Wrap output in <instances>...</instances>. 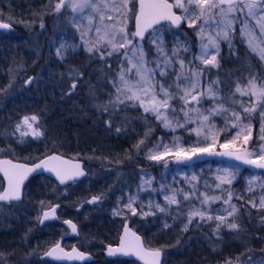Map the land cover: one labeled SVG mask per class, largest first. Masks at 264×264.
<instances>
[{"label":"snow or ice","instance_id":"obj_1","mask_svg":"<svg viewBox=\"0 0 264 264\" xmlns=\"http://www.w3.org/2000/svg\"><path fill=\"white\" fill-rule=\"evenodd\" d=\"M104 7L117 14L116 23L105 25L106 29H112V31H106L103 36L99 37L95 45L87 48V51L98 54L101 60H107V58L117 55L120 57L121 67L118 78L112 82V87L115 89L114 95L110 94L107 103L96 105V107L111 116L121 106L127 108L131 104L133 107L141 108L145 114L154 116L155 120L159 121L164 128L171 129L173 132L177 128H183L186 132L194 133L197 137V140L192 143H188L179 136L174 137L170 144L159 140L152 148L148 149L147 159L159 162L170 157L177 163H184L206 154L227 157L254 169L264 170V143L249 147L250 141L253 140L251 120L257 113L261 119L258 140L264 142V72L258 74L250 72L247 77H242L235 83L234 91L229 89L230 107L224 106L219 95V88L214 89L209 85L206 90H200L201 76L207 67H219L217 59L220 52L219 41L221 39L227 41L231 49L230 33L236 31L234 25L237 21L241 25L240 35L249 37L248 47L259 56L261 62H264V46H261L264 44V39L260 43L255 42L257 29L258 35L264 38V0H171V2L170 0H122L119 5L113 4L110 8L105 5ZM46 8L56 13H61L62 9L70 8L73 13L79 14L80 18H83L82 14L86 11H99L95 0H56L54 4L50 0ZM176 10H179L180 14H177ZM121 17L122 20L119 19ZM87 19L91 25L92 17L88 16ZM104 19V15L101 14V23ZM107 19L113 20L114 17L109 15ZM129 20H134V31L128 28ZM250 21H254V25L250 26ZM161 22H167L177 28L182 23H186L189 28H198L196 34L201 43L199 54L195 60L202 63L205 69L189 68L188 65L193 62L188 61L186 64L185 59L179 55V47L173 49L171 56L165 52L163 41L159 39L164 30V25ZM206 25L208 27L215 26L219 31L215 36L207 35L205 43ZM10 27V22H0V29H9ZM41 27L43 28V24ZM96 31L99 33L100 28L97 27ZM146 33H148L149 43L156 46L157 58L154 61L145 58L143 41L146 38ZM65 47L64 44H61L60 48L56 50L57 56L63 58L61 50ZM188 50L186 46L183 48L185 52ZM160 57L163 59L161 60ZM125 62L127 66H125ZM153 63L155 67H150L149 65ZM177 64L179 65L178 70L168 71L175 69ZM157 75L160 77L159 80L156 78ZM26 83H31V78ZM212 83L218 84L220 81ZM70 87L73 90L77 87L75 80ZM237 93L240 97H247V100L235 99ZM206 99L212 101V106L209 108L203 106ZM216 117L222 118V127H217ZM145 118L147 119V117ZM108 123L110 127V120ZM192 124H195L196 127L189 128L188 125ZM233 130H236L234 135L232 134ZM15 133H19L20 142H23V138L29 135L34 139H39L44 135L41 131L40 117L37 114L24 115L17 122L12 134ZM145 136L147 138L148 133ZM200 137L203 139H199ZM144 144L145 140H141L135 147L139 150ZM2 151L3 149H0V152ZM41 169L53 173L61 185L68 181H75L85 174L80 163L70 162L57 154L48 155L32 166L14 163L11 159H0V173H3L6 180V185L0 190V201L20 200L25 180L31 173ZM223 173L216 177L219 181L215 185L217 189L225 184L231 185L235 179V171L225 168ZM194 180H196L195 176L189 183ZM257 181H259L258 184ZM151 184V177L142 178L139 189L143 191L145 185L150 188ZM254 185L261 190L259 202L249 198L248 203L258 211H264V178L254 176L249 179L247 191L253 195H255ZM205 187H208L207 184ZM164 188L165 186L162 185L161 190L163 191ZM197 191L195 184H192L190 191L171 189L170 194L168 191H164L165 205L161 206L159 203L149 201L148 211H144L145 206L142 201L137 205L138 195H130L123 208L118 206L113 209V215L125 216V209L131 213V216L155 215L156 212L167 213L172 205L178 206L179 215L182 211L179 206L183 201H189L186 213L187 222L183 226V231H187L188 226L197 218V227H199L200 221H217L215 228L217 233L222 227H227L230 230L240 228L234 218L238 209L231 203L232 191L223 190L227 195V198L223 199V203L228 207L220 210H211L210 204L221 200L222 196H209L206 192L197 196ZM178 195L183 196V201L177 199ZM101 198V196H93L89 203H96ZM192 198L199 200L201 207L197 208L191 204ZM238 198L244 199L242 196ZM57 207L59 205L43 210L40 223L50 218H56ZM176 218V216L173 217V219ZM64 223L71 227L73 233L77 231L76 225L71 220H66ZM165 227L167 228L169 225L166 223ZM123 230L124 234L120 237L119 246L117 248L109 247L108 255L117 253L134 255L143 264H161L162 248L146 247L141 237L129 227L127 220L123 224ZM57 253L63 255L59 256ZM46 255L56 259L85 260L88 258L86 253L75 247L70 253L65 252L60 243L54 244ZM0 264H5L3 254H0ZM225 264H231V261H226Z\"/></svg>","mask_w":264,"mask_h":264},{"label":"rangeland","instance_id":"obj_2","mask_svg":"<svg viewBox=\"0 0 264 264\" xmlns=\"http://www.w3.org/2000/svg\"><path fill=\"white\" fill-rule=\"evenodd\" d=\"M50 0H47L45 7L41 11V13L38 16H33L30 21H33L31 24L35 27L33 31H30V35L24 37L23 39L19 40L20 38L18 35H12L8 36V38L16 41L15 43L22 44L23 42H27V45L25 50L24 56H18L15 55L13 59H9L8 62H1L0 63V110L4 109L6 104H11L9 107L10 115L16 111L17 102H23V104H26V99L30 101V99L34 98L36 96L37 92L41 89V86L46 83L48 85V82H45V73L49 75H53L58 79V68L60 73H64L65 71L68 72L69 77V85L75 80L76 84H78V76L85 77L81 74H83V69L88 68V71L92 72V67L88 66V61L91 62L90 65L94 63V72L101 71L106 73V76L111 74V72L114 69H117V76L120 71V57L117 55H113L110 58H107V60H101L99 58L98 54H92L87 51V48L90 46H93L96 44L97 40L100 36H103L106 31H112V29H106L105 25H112L116 23V17L117 14L115 12L108 11L104 6L108 5L110 8L113 4L119 5L122 0H95L97 3V6L99 7L98 12H91L86 11L83 15V18H80V15L77 13H73L71 9L61 10V13H56L53 10H50L46 8V5H48ZM51 2L54 4L56 0H51ZM179 11V10H178ZM103 14L105 19L103 23L100 21V15ZM109 15H112L114 17L113 20H108L107 17ZM92 17V24L89 25L87 17ZM9 19H13L12 14L7 16ZM75 17V19H74ZM38 19V20H37ZM119 19H123L122 17ZM243 19V17H241ZM37 21H40L39 24L35 25ZM133 21L129 20L128 28L132 31L133 30ZM17 24V22L15 21ZM14 23V24H15ZM40 23L43 24V28L41 27ZM202 23V21H201ZM250 26L254 25V21H250ZM239 21L235 23L236 30L238 28ZM164 30L161 32L160 40L163 41L164 50L165 52L171 56L172 51L174 48L179 47L180 52L179 55L181 58H184L186 61V64L188 61H192L193 63L188 65L189 68H200L205 69V66L200 63L198 60H195V57L199 54L200 51V38L197 36V29L189 28L186 23H184V27L180 29H173L171 25L168 23L163 24ZM38 26V27H37ZM241 26V25H240ZM97 27L100 28V32L97 33L96 29ZM117 27H119V24H117ZM206 28V34H205V43L207 42V35L215 36L216 32L219 31L218 28L215 26ZM257 36L255 37V42L260 43V41L264 38H261L258 35V29ZM43 34L44 40H40L41 35ZM2 32H0V39L2 38ZM172 35V36H171ZM170 36V41L173 43L172 46L167 45L165 43L166 37ZM230 37L232 39V47L229 48L228 42L225 40H220V52L217 57L219 62V67H211L208 66L207 69L204 71V74L201 76V91H204L207 89L209 85H211L214 89L219 88L220 92L219 95L222 98V102L224 103L225 107H230L231 100L228 99L230 92L229 89L234 91L235 83L238 82L242 77H247L249 73L258 74L260 72H264V62H261L259 60V56L252 52L251 49L248 47V39L249 37L244 36L242 37L240 35V30L230 33ZM46 39V40H45ZM1 43V41H0ZM14 43V44H15ZM239 43L243 46H239ZM61 44H64L66 47L61 50V56H57L56 50L60 48ZM187 47L189 50L187 52L183 51L184 47ZM261 46H264V44H261ZM143 47L144 51L146 53V60L154 61L157 58V50L156 46L149 43L148 37L143 41ZM227 49L228 54L223 55V48ZM110 50V48H109ZM123 52L124 50H120ZM214 52V50H212ZM58 58L60 59L58 63ZM51 59L55 60L52 61ZM71 59H79L78 63H73ZM162 60L163 57H160ZM238 59L237 61H235ZM62 61H67L69 63L68 68L65 67L66 64L61 63ZM54 65H57L58 67L55 69H52ZM111 65V67H109ZM118 65V66H116ZM112 66L114 67L112 69ZM125 66H127L125 62ZM150 67H155V64L149 65ZM43 67H46L44 70ZM35 69V78L34 80L29 84L30 86L27 87L26 81L31 76V71ZM37 69V71H36ZM179 69V65L177 64L175 69H169V72H173L175 70ZM49 70H54L56 72L52 73ZM116 71V70H115ZM38 74V75H37ZM158 80L160 79L159 75L156 77ZM175 79V77H173ZM213 81H220L218 84H213ZM42 82V84H41ZM46 86V85H45ZM66 86V85H64ZM115 89L110 93L111 95H114ZM110 96V95H109ZM235 99L237 100H247V97H240L237 93L235 96ZM107 103V100H106ZM14 107V109L12 108ZM204 108H209L212 106L211 100H205L203 102ZM132 109H130V108ZM16 111L13 115L14 119L12 124L10 123H0V134H4L5 128H13L15 127L18 121H20L19 118L23 117L24 115H31V113H27L25 111L20 110ZM127 113H132V116L136 118V124L139 125L141 131H143V135L140 136L139 142L141 140H145V144L141 146V148L137 151H145L148 153V149L152 148L153 145L159 141L163 140L165 144H170L174 137L179 136L183 140L187 141L188 143H192L193 141L197 140V137L194 133L190 134L189 132H186L183 128H179L178 131H172L171 129H166L163 126H160L158 129L155 123L157 122L155 120L154 116H151L149 114H145L143 110L139 107H133L131 104L126 108ZM35 114V113H34ZM21 115V116H20ZM20 116V117H19ZM147 117V119L145 118ZM217 127L223 126V120L221 117L215 118ZM247 122V121H246ZM127 123V122H126ZM133 123V121H132ZM252 129H253V140L250 141L249 147L251 148L254 145H257L259 143H264L258 140L259 136V129L261 126V119L259 117V114H255L251 120ZM156 126V127H155ZM189 128L196 127L195 124L188 125ZM236 130H233L232 134H235ZM148 133V136L146 138L145 134ZM139 134V133H138ZM14 135H17L15 133ZM230 138V137H229ZM12 139V138H11ZM199 139H203V137H200ZM223 139V138H222ZM13 140V139H12ZM146 153V155H147ZM170 158V157H169ZM167 159V158H166ZM170 160V159H168ZM221 162H218L216 164L208 163L207 166L204 167H192V166H182L180 164H170L165 163L164 168L160 171L161 176L170 181L171 188L174 186L173 182L176 180V183L180 184H186L188 187H192V184H195L196 187L205 186L208 185V189L211 190V194L209 196H217L221 195L224 196V194L218 192H224L222 190H225L228 187H231V191L233 192V199L232 202L236 203H248L249 198L255 199V201L259 202V197L261 194V190L259 187L254 185L255 187V195L253 193H249L247 191L248 189V181L252 177H261L264 178V170H258V169H252L246 172L241 171V168L238 167V165L230 159L222 160L219 159ZM146 161H152L146 158ZM117 166L122 165L121 162L116 164ZM167 165V166H166ZM90 175L87 176L84 180L80 181L78 184H75L73 186H67L63 188H58V190H54L56 193H58V203H62L61 210L59 213L61 215L64 214L65 211H69L73 213V215H76L79 218L80 224L83 227L82 233L79 237H76L73 239V242L75 244H78L79 246H83L86 248H92L94 251H101L100 245H104L102 241H100L99 236L97 237L96 234H94V231L90 228V224L88 220L97 219V215L103 213L104 210L97 209L102 204H100L101 200H104L107 205V207L117 208L118 206L120 208H123V206L128 202V197L130 195H138L139 200L137 202V205L142 201L144 206H147L149 201L153 203H159L161 206L165 205L164 201V191H168L166 188L164 190H161V186L159 181H156V175L153 173L155 171H141V173H138V176L132 175L131 172H128V170L120 169L119 171L115 169L114 171L111 170H102L104 173H100V175H104L107 182H110L113 185H118L116 187V190H114L116 193H113L112 196H108L105 191L102 192V194L98 191L91 190L93 193H95L93 196L101 195L103 196L101 200L97 201V203H89L92 196L87 195V199L80 200V198H74L71 197L72 192H78L80 191V194H84L85 192H82V190L86 187L87 182L95 178L97 170H100L97 166H90ZM228 168L230 170L235 171L236 176L233 180L231 185H222L220 190L215 187L219 181L216 179L218 175H223V169ZM195 176L196 180L189 183L191 178ZM151 177L152 178V184L149 188L147 185H145V190H150L149 195L143 194L144 192L139 189V186L142 184V178L147 179ZM45 184H48L46 180L44 181ZM259 181H257V184ZM225 187V188H224ZM224 188V189H222ZM82 189V190H81ZM170 194V191H168ZM161 195V196H159ZM244 197V199H239L238 197ZM78 197V196H77ZM73 199V200H72ZM75 199V200H74ZM88 201V202H85ZM111 202H108V201ZM222 200V199H221ZM217 202V201H216ZM53 202H48L44 204V208L49 207ZM57 203V204H58ZM234 204V203H232ZM250 204V203H249ZM251 205V204H250ZM20 204L17 205H0V254H3V257L5 259V264H39V260L37 258V254L34 257L35 249H23L18 250L17 253H12L8 251V249H11L7 247V239L11 237H7L6 234L3 232L5 231L6 226H2V219L8 220L10 217L11 220H20V217L18 216L23 211H19ZM96 206V208H94ZM174 206V205H172ZM23 207V206H22ZM221 207L222 208H227ZM36 208V207H34ZM41 208V207H39ZM148 208V207H147ZM113 209H110V211L113 212ZM216 210V209H215ZM63 213V214H62ZM125 213H128L131 216V213L128 212L125 209ZM262 217H264V211H262ZM214 214V212H213ZM226 215V213H224ZM158 215H161L160 212H156L155 215L150 216V222L146 221L145 226H147V223L153 224L156 221V224L159 221ZM167 213H163V217L160 219L163 221H166L167 219ZM39 216V215H38ZM115 217H119L118 215H114ZM135 218L134 222L130 219L125 218L120 222V227L122 223L126 220H129L132 222L134 228H139L138 225L140 224V219L147 218L148 216H142V215H136L132 216ZM140 220V221H139ZM185 220L187 221V216H185ZM236 222L238 221L235 218ZM136 221V222H135ZM261 223H259L262 226V229L264 230V219L261 218ZM141 225V224H140ZM143 225V223H142ZM58 239L62 236L64 230L60 223H58ZM146 228H139V231H142ZM55 230H57V227L53 229L52 226L47 225L46 228H44L45 231V237H44V246L45 248L51 244L55 240ZM138 230V229H137ZM230 230V229H228ZM234 231L236 233L241 232V229L238 230H230ZM40 233V232H39ZM96 238H94V236ZM152 234L150 233L149 236ZM153 237V236H152ZM98 243V244H97ZM148 244V243H147ZM150 246V244H148ZM41 247V246H40ZM96 248V249H95ZM264 249V248H263ZM41 249L38 250V252ZM247 253H253L252 249L245 250ZM243 251V252H245ZM250 259H253L257 261L259 264H264V258L261 255H255L251 254ZM34 257L33 259H31ZM31 259V260H30ZM98 264H118L108 261H98ZM97 264V263H95Z\"/></svg>","mask_w":264,"mask_h":264},{"label":"trees","instance_id":"obj_3","mask_svg":"<svg viewBox=\"0 0 264 264\" xmlns=\"http://www.w3.org/2000/svg\"><path fill=\"white\" fill-rule=\"evenodd\" d=\"M46 2L47 0H0V18L11 21L12 23H15V21L17 22V24H14L16 27L14 31L9 33L3 32L2 34L4 35H1L0 63L8 62L9 59H13L15 55H17V57L24 56L26 50L24 46L27 45V42L25 41L22 44H19V42L16 44V41L8 38V36L18 35L20 38L19 40L29 36L30 31L35 29L31 24L33 21H30V19L41 13ZM11 14L14 20L7 17ZM39 22L40 21H37L35 25L39 24ZM41 24L45 23H40V25ZM237 26L239 28L237 30L239 31L241 26L240 24ZM173 29L175 30V28ZM170 39V36L166 37L165 43L172 46L173 43ZM40 40H44L43 34ZM239 46L241 47L243 45L239 43ZM222 53L225 55L229 52H227V49L224 47ZM51 60L55 61L53 59ZM237 60L238 59L235 61ZM59 61L60 59L58 58V63ZM71 61H73V63H78L79 59H71ZM90 63L91 62L88 61V66L89 68L90 66L92 67V72L90 73L88 68H84L83 74L81 75L85 77L78 76V84L74 90L71 89L69 85L67 71L61 75L59 74L60 68H58V79L53 75L45 73L44 78L45 82H48V85L44 83L34 98L30 99V101L26 99L25 105L22 101L19 102L16 109L20 107L25 113H27L28 110V113H35L40 117V126L44 130L47 144L46 151L57 150L65 155L78 157L85 161L89 169L91 168L90 166H97L100 169L97 170L95 178L92 179V181L89 180L86 187L83 190L81 189L82 192H85L84 194H80L78 190V192H72L71 197L76 199L80 198V200L89 198L87 195L93 197L95 193L91 190L98 191L101 194L105 191L108 196H112L113 193H116L114 190H116L119 184L113 185L107 182L105 176L100 175V173H104L102 170L114 171L115 169L118 171L120 169H127L128 172H131V174H134L136 177L142 170L149 172L157 170L153 173V175L155 174L157 176L155 178L156 181H159L160 185H164L165 188L170 191V181L164 179L160 171L164 168L165 163H180H175L171 161L170 158L159 162H147V152L143 150L137 151L135 147L139 143L143 131H141L139 125L136 124V118L132 116V113H127L126 108L121 106L110 116L109 113L102 112L96 107V105L104 104L106 100H109V95L114 90L112 82L116 79L117 69H114L111 74L106 76L104 72H94V63L92 65H90ZM63 64H66L65 67L68 68L69 63H67V61H62L60 66ZM57 67V65H54L52 69L56 70ZM43 68L44 70L46 69V67ZM113 68L112 66V69ZM49 71L52 73L56 72L54 70ZM31 73L35 74V69H33ZM109 120L111 122L110 127L108 123ZM155 125L158 129L162 126L159 121H157ZM117 129H119V131H117ZM178 130L179 128L176 129V131ZM119 162H121L122 165L117 166L116 164ZM218 162L221 161L216 158H211L205 161H196L192 165H180L185 167H204L207 166L208 163L216 164ZM235 163L243 172L251 170V168L245 167L237 162ZM45 180L48 181L47 176ZM173 184L174 186L172 188L177 190L184 189L185 191H190L192 188L188 187L186 184L176 183V180H174ZM45 185V188H47L48 185ZM71 186H73V184ZM197 189V196L205 192L208 195H212L208 187L201 186L197 187ZM226 189L231 191L232 188L227 186ZM150 191L151 189L143 191V194L149 195ZM220 193L224 194L222 200L211 203V210H220L221 207L227 206L223 203V199L227 198L226 192H218L217 194ZM177 199L183 201V196L178 195ZM85 202L88 201L85 200ZM99 202L96 203L99 204ZM104 202V200H101L100 204L102 205L97 208L104 210L103 213L97 215V219L88 220V222L94 234H96L97 237L99 236L100 241L105 245L114 243L118 240L120 222L122 220L127 218L134 222L135 218L128 213H125V216L115 217L113 212L110 211V209H113V206L109 209V207H107L108 204ZM190 203L197 208L201 207L200 201L195 198H192ZM232 203H234L238 209L234 218L238 220L237 223L240 225L241 232L239 233L230 231L227 227H222L219 233H217L215 228L218 222L215 220L206 222L200 221L199 227H197L198 218L188 226L187 231H183V226L187 222L185 216L188 211L189 201H183L179 206V208L182 209L179 215L178 206L174 205L171 206L167 212L166 221H163V219L160 220L163 217V213H161V215H158L159 221L157 224L155 221L152 225L147 223V226H145L146 221L149 220L148 222H150L151 215H148L149 219L144 218L140 219L141 221L139 220L141 225L139 224L138 227L146 228L143 229L141 233L151 247L162 248L165 251L164 264H225L226 261H231V264H259L257 261L250 259V255L258 254L264 258V230L259 224L262 222L261 218L263 213L253 208L247 202ZM94 208H96V206H94ZM144 211H148L147 206L144 207ZM64 214L65 216L79 221V218L69 211H65ZM174 216L177 218L173 219ZM166 223L169 225L167 228L165 227ZM139 228L136 229L139 230ZM150 233L152 234L151 236H149ZM94 238L96 237L94 236ZM20 240L21 238L18 236H11L9 240L7 239V247L11 248L8 249V251L18 253V248L21 247ZM246 249H252L253 253H247L245 251ZM95 253L100 258V260L97 259V261H110L118 264H140L123 257L110 259L106 256L105 249H101V251Z\"/></svg>","mask_w":264,"mask_h":264},{"label":"flooded vegetation","instance_id":"obj_4","mask_svg":"<svg viewBox=\"0 0 264 264\" xmlns=\"http://www.w3.org/2000/svg\"><path fill=\"white\" fill-rule=\"evenodd\" d=\"M171 1V0H170ZM179 12L178 10H176ZM180 13V12H179ZM12 23L11 21H7ZM13 24V29L10 31H3L0 30V32H5L9 33L11 31H14L16 29L14 23ZM30 77H33L32 81L35 78L34 74H31ZM31 81V82H32ZM30 85H27V87ZM19 103V102H17ZM11 104H6L5 108L0 110V123H11L13 122L14 113L16 111H19V109H14V111L10 115V110L11 108L9 107ZM23 111V109H20ZM21 116V115H20ZM19 116V117H20ZM22 118V117H21ZM19 118V119H21ZM16 125V124H15ZM15 127L13 128H5L4 134H0V149H3L2 152H0V159H11L14 163H24V164H34L41 158H43L45 155L52 153V152H58L57 150H48L46 151V141H45V135L40 137L39 139H34L31 135L24 137L23 142H20L18 139L19 133L17 135H13ZM41 131L44 130L41 127ZM13 140H12V139ZM88 167V165H87ZM89 169V167H88ZM45 174H35L32 175L27 182L25 183L23 187V192H22V199L17 200V201H7V202H2L0 201V205H17L20 204L19 211H23L20 213L18 216L20 217V220H11L10 217L8 220L2 219V226H6L7 229L3 231L7 237L11 236H18L21 238L20 244L21 247L18 249H35V254L34 257L37 254V258L39 260V264H64L60 263L57 260H53L51 258L44 257L45 252L50 249L54 244L58 243V241L64 237L63 239V246L65 248H71L74 245H77L81 249H84L86 251L92 252L96 256V262H91V263H79L76 262L74 264H95L99 263L97 261L100 260L99 256L96 255V251L92 250V248H86L83 246H79L78 244H75L73 242V239L76 238L74 236H69L67 235L69 233L68 228L64 224L63 220L65 218H68L69 216H65V214L60 215L61 218H58V216L54 220L47 221L45 223H40V219L42 218L43 215V210L46 208H49L50 206L56 205L58 202V193H56L54 190H58V182L55 180L48 178V186L45 188ZM53 180V181H52ZM5 185V181L3 177L0 175V190H2V187ZM57 200V201H55ZM53 202L49 207H42L44 204L48 202ZM43 202V203H41ZM60 203V202H59ZM62 205V203H60ZM23 206V207H22ZM36 207V208H34ZM41 207V208H39ZM63 207V205H62ZM61 210V208H60ZM61 214V213H60ZM39 215V216H38ZM71 218V217H70ZM75 220L79 227H80V235L82 233V226L79 221L73 218ZM58 223L61 224L64 232L62 236L58 239ZM47 225H50L53 227H57V230H55V240L49 244L46 248L44 246V237H45V231L44 228H46ZM40 232V233H39ZM79 235V236H80ZM77 236V237H79ZM114 242L113 244L117 243ZM111 244V243H110ZM105 245H100V249H106ZM41 246V247H40ZM41 249L39 252L38 250ZM96 249V248H95ZM98 256V257H97ZM107 256V255H106ZM32 257L31 259H33ZM109 258V257H108ZM30 259V260H31ZM33 264V263H31Z\"/></svg>","mask_w":264,"mask_h":264},{"label":"water","instance_id":"obj_5","mask_svg":"<svg viewBox=\"0 0 264 264\" xmlns=\"http://www.w3.org/2000/svg\"><path fill=\"white\" fill-rule=\"evenodd\" d=\"M170 2H171V1H170ZM137 7H138V4H137ZM177 14H180V13L177 12ZM0 22H7V21H5V20H3V19L0 18ZM162 23H165V22H161V24H162ZM183 25H184V23H182L180 27H182ZM13 27H14V26H13V24L11 23V27H10L9 29H0V30L10 31L11 29H13ZM176 28H177V27H176ZM134 30H135V24H134ZM149 32H151V30H149ZM147 36H148V33L145 34V37H147ZM30 78H31V81H32L33 77H30ZM29 84H30V83H26V85H29ZM52 154H57V155L61 156L63 159H65V160H69L70 162H73V163H80V164H81L82 170L84 171L85 174H84L83 176H81V177H78L75 181H79V180L83 179L84 177H86V176L88 175V172H89V171H88V168H87L86 165H85V161L82 160V159H80V158H76V157H72V156H67V155H64V154H62V153H60V152H52V153H49V154L45 155V156H44L43 158H41V159H44L46 156H48V155H52ZM211 158L224 159V158H227V157L215 156V155H213V156H209V155H206V154H205V155L200 156L199 158H193L192 161L184 162L183 164H185V165H192V164H193L194 162H196V161H201V160H202V161H205V160H208V159H211ZM41 159H40V160H41ZM170 159H171V161L175 162V160H173L172 158H170ZM40 160H38L36 163H38ZM232 160H234V159H232ZM234 161H236V160H234ZM236 162L240 163V164L243 165V166H246V167L252 168L251 166L245 165V164H243V163H241V162H239V161H236ZM175 163H177V162H175ZM20 164H24V163H20ZM34 164H35V163H34ZM34 164H26V165H28V166H32V165H34ZM35 174H46V175L50 176L51 178L55 179L56 181H58L53 173L48 172V171H45V170H42V169H41V170H37L36 172L31 173V174L28 176V178L25 180V182H24V184H23V186H22V192H23V187H24L25 183L27 182V180H28L32 175H35ZM0 175L3 177V173H0ZM3 179H4V177H3ZM4 181H5V185H6V180L4 179ZM75 181H68V182H66V184H64V185H61V184L59 183V181H58V184H59L60 186H65V185H68V184L73 183V182H75ZM21 199H22V196H21ZM14 201H17V200H14ZM2 202H7V201H2ZM56 205H59V207L56 208V217L58 216V218H59V210H60V208H61V204L58 203V204H56ZM47 209H48V208H46L45 210H47ZM54 219H55V218H50V219H48V220H44L43 223H45V222H47V221H50V220H54ZM66 220H71L72 223L75 224L76 227H77V231H76L75 233H73L71 227H70L68 224H65V223H64V224L66 225V227L69 229V233H68L67 235H69V236H78V235H80V227H79L78 223H77L75 220L71 219V218H66V219L63 220V222L66 221ZM124 223H125V222H124ZM124 223H123V224H124ZM127 223H128V225H129V227L132 229V231L136 232V234L139 235V236L141 237L142 241H143L144 244H145V241H144V237H143V235H142L138 230H136V229L132 226V224H131L130 221H127ZM123 224H122V226H121V231H120V236H119V240H118V242L115 243V244H109V245H107V247H106V254H107V255H108V249H109V247L117 248V247L119 246V244H120V237L124 234ZM63 239H64V237H62V238L58 241V243H60L61 247L64 249L65 252H69V253H70V252L72 251L73 247H75V248L78 249L79 251L86 253L88 258L85 259V260L67 259V258L56 259L55 257L47 256L46 253H48V252L50 251V249H51L53 246L45 252L44 257L51 258V259H53V260H57L58 262L67 263V264L74 263V262H91V261L95 260V256H94V254H93L92 252H90V251H85V250L81 249L80 247H78L77 245H74L73 247H71V248H69V249H68V248H65V247L63 246ZM145 246L148 247L146 244H145ZM149 248H151V247H149ZM162 251H163V255H162V258H161V264H163V261H164V250L162 249ZM263 254H264V249H263ZM57 255L62 256L63 254H62V253H57ZM121 255H122V254L117 253L116 255H111V256L108 255V256H109V257H117V256H121ZM122 256H125L127 259L134 260V261H138V262H140L141 264H143V262L140 261V260H139L136 256H134V255H122Z\"/></svg>","mask_w":264,"mask_h":264}]
</instances>
